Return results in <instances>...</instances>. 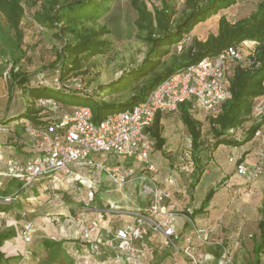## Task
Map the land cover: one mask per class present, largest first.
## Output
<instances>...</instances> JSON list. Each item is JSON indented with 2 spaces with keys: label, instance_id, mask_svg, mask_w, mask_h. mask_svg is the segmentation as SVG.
I'll use <instances>...</instances> for the list:
<instances>
[{
  "label": "rangeland",
  "instance_id": "1",
  "mask_svg": "<svg viewBox=\"0 0 264 264\" xmlns=\"http://www.w3.org/2000/svg\"><path fill=\"white\" fill-rule=\"evenodd\" d=\"M144 1L147 3L148 7H151L153 3H157V0ZM173 1L178 11H181L184 8L185 0ZM257 1L258 0H238L236 4L220 10L216 15L211 16L206 21L198 23L192 29L189 36L181 42V45H188L192 38L204 40L209 33H216L218 20L221 15H225L226 18L232 22L246 17L255 9ZM24 4L26 12L28 13L26 1H24ZM30 17L31 16L26 15L22 23L24 30L22 47L25 48V50L23 55L20 57V68L27 73V77L31 79V83L38 80L39 78L43 85L50 84L49 81L55 75L54 69H52V65L50 64L54 60L55 52L61 47L62 41L53 37L55 30H50L40 25L38 26L37 24H34ZM135 18L136 11L131 5V0H110L109 10L98 19V24H105L111 31L110 34L103 37L111 41V46L105 53L95 56L83 57L80 68L81 73H79L83 76V82L85 83V87L88 90L87 92L92 96H96L94 97L96 98V101H100V99L107 102L125 101L132 94V90L135 89L134 87L145 79L149 78V76L152 74V72H150L149 75L135 79L133 83L125 87L124 90H111L107 89L106 87L102 89L103 86H109V84L117 82L121 76L126 74L127 71L139 67V65H141L144 60L146 46L140 39L137 38V29L134 25ZM7 36V25L2 14L0 13V37L2 38V41H0V67H2L0 68V93L2 94L4 92H10L16 94L17 96L21 93L22 87L15 85L12 86L11 80L8 78L7 71L9 70L13 59L18 58V54L17 51L13 49L14 41L9 44L10 40L7 38ZM6 47L8 48L6 49ZM253 49L254 48H248L245 46L242 47L243 53L247 56V58H249V60L253 55ZM14 51L16 53H14ZM172 51H177V47L176 49L173 48ZM168 62H170V57L167 55L163 57L162 61L155 66V72L161 71ZM122 81H120L118 85H121L123 83ZM43 92L46 95H50L59 99L64 105H66V107L78 104L81 105L83 103V98L72 97L70 94H63L53 89L46 88L43 89ZM98 92H102V94H99ZM118 109L119 108H116L113 111H118ZM208 118L209 117L203 114V117H201V122L199 123L202 133V141L203 144H205L204 148H208L205 150L206 155H203L204 153L201 154L204 164V171L200 176V180L198 182L200 185L196 190V195H194V198L200 195V202L209 188H216V192L219 190L225 192V189L223 188L226 182H224L222 177L224 172H226L227 168H229L232 173H236L237 164L240 163V158H234L232 153V150L234 149L230 150L229 146H221L219 149L212 148L214 139H210L212 135L209 131ZM20 119H23V117H20ZM261 119H264V96L261 100L257 99L254 102V109L250 119L246 121L240 128L235 130L233 129L234 132H231L232 134H230L233 138L240 139L243 137L244 132L252 123ZM181 127L183 148L186 144L190 143V137L188 136L189 134L185 131L184 127ZM255 136L258 138V140L257 143L253 145L257 150L261 148L260 154L262 153V155H260L261 158L256 161L263 162L264 131L261 130L260 132H257ZM177 156L175 163H173L170 167L171 170H176V173L172 175V183L168 186V188L167 186L164 187L167 188L170 195L173 194L175 200L185 197L183 200L185 203L181 204V208L177 211V213L179 214V217H181L182 220L186 222L184 229L186 227L185 231L186 233H189L192 228V224L195 226H203L202 223L204 222L197 220L207 217L205 213H209L211 217L216 211L219 209L221 210L222 206H217L214 210L209 212L207 209L208 204H206L203 209L195 214V217H189V215H187V212L191 214L193 210V208L190 207L193 202L190 204V201L193 199V196L191 198V195L192 192H194L195 186H197V184L194 186L190 185L192 178V174L188 170L190 167L187 168V171L178 170ZM257 156V154L254 155L255 158ZM95 158L100 159L109 165H125L124 163L128 161L117 158L114 154L97 153ZM230 158H232V160H230ZM174 164L175 166L172 168ZM252 165H250V167ZM243 176L245 181L243 183H238L237 185L235 184L234 186H231L233 189H229L230 193L227 192L233 196V204L229 207H232V211H234V213L232 214L228 210L225 212L231 216L230 219L233 220L234 223H232L230 228L227 227L220 229V225L218 227V234H216L214 231L212 232V230L209 228L211 236L216 240H220L225 246L229 248L232 255L233 264L253 263L251 247L253 241L256 242L259 239V231L257 225H255V222L252 224V226L249 224L251 222L248 220L250 214L246 210L248 206L252 205L255 208L257 207V210L260 213V207L264 203V174L262 173L253 179H249L245 175ZM71 177L75 178L73 174L69 175V177H59L58 180H56L55 183H51L50 186L44 184L45 188L41 182L40 185L44 189L38 191V193H35L36 191L31 193L30 189L25 190V195H23L24 202L22 199L17 198L10 205L9 210L12 211L14 217L6 216L4 213H0V233L8 231L9 229H12L15 233H17L13 238H10L4 242L0 247L2 252L0 264H153L151 260L148 261V250L144 245L142 246L138 244L140 242L139 240L134 241L132 246L139 247L140 249L144 250L145 255L139 259L137 258L136 260L138 261H135L133 259H129V256H127L123 245H121L120 241L116 238L109 243L107 242L108 244H104L105 246L103 245L102 249L99 248L91 250L89 249L90 242L79 241L74 237L75 235L73 232L76 231L81 224L75 219L77 217L76 214L78 213V210L81 209V205H84V201L81 198L82 196H85L84 200H86V193L84 192V194H82V190L76 189L80 186V184L77 183L78 179L70 182L69 180ZM70 183H73V187H70ZM59 184H61V186L58 188ZM159 184L163 185L162 183ZM6 190L11 192V190L7 188L4 190L2 189L1 191L7 192ZM188 199H190L189 203ZM25 204H30L29 206L34 207L35 210H27L26 208L30 209V207H25ZM22 206L25 208H22ZM68 206L69 208L72 206L73 211L72 209L71 211L68 210ZM17 209H19L18 212ZM186 209L188 211H186L185 214L183 210ZM23 211L26 212L24 217L26 219H31L34 223V229L32 232L33 236L30 243H25L19 235V231L21 229L20 213ZM188 217L191 220H189ZM65 218H71V222L74 225L71 227L72 232L70 235L66 234L63 236H52L55 234V232L56 234L58 233L57 231L54 232L53 227L56 226V223L61 224V222H67ZM222 219L227 220V218ZM215 224H217V222ZM83 231L81 232V235L84 233ZM245 231L246 235H244ZM227 235L228 238H226ZM89 236L93 235L88 233L87 237ZM144 237L145 236H143V238ZM45 240H52L60 244L59 247L61 250L58 254V258H55V260L50 259V249L43 245V241ZM72 241H77L78 244H74ZM180 243L181 242L177 244L178 247H180ZM168 247L170 248L171 252L167 253L171 255L172 259L170 260L171 263L167 264H178V261L181 262L180 264H188L187 262L190 264H195L194 261H192L182 252V250L175 249L170 246ZM217 251L218 249L214 248L213 246H201L198 248V253L202 254V256H205V258L209 257L207 256L209 253L216 255L218 253ZM196 264H205V262L202 261V263ZM262 264H264V257L262 259Z\"/></svg>",
  "mask_w": 264,
  "mask_h": 264
},
{
  "label": "trees",
  "instance_id": "2",
  "mask_svg": "<svg viewBox=\"0 0 264 264\" xmlns=\"http://www.w3.org/2000/svg\"><path fill=\"white\" fill-rule=\"evenodd\" d=\"M24 1H26L29 14L26 12ZM237 2L238 0H185L184 8L178 11L173 0H157V3H153L151 7H148L144 0H131V5L136 11L134 25L137 29V38L146 46L144 60L139 67L127 71L117 82L103 86L102 89L106 87L111 90H124L135 79L149 75L150 72L152 74L135 86L132 94L125 101L107 102L101 99L96 101L94 98L96 96L73 89L70 84H66L65 80L69 77L80 76L82 86L87 89L83 76L79 74L82 58L99 55L109 50L111 41L103 37L111 31L105 24H98V19L109 10L110 0H0V13L8 29L7 38L10 40L9 44L14 41L13 49L18 54V58L13 57L7 74L12 86L22 87L19 96L24 99L25 103L24 111L10 119L23 117L22 127L26 124L46 127L51 113L47 108L36 106L40 98H53L66 109L80 105L66 107L59 99L44 94L43 89L47 88L70 94L72 97L83 98L81 105L89 106L92 111V120L98 122L106 113L116 108L123 109L143 100L158 82L174 71L195 63L203 57L215 56L229 46H240L243 41H251L255 42L253 55L250 58L251 64L236 63L228 68L225 75L227 96L221 103L218 114L215 117H209L208 122L212 135L210 139H214L213 149L219 145L234 147L252 140L263 125L264 119L252 123L240 139L233 138L231 134L250 119L256 98L264 95V0H258L255 9L249 15L233 22L229 21L225 15H221L216 33H209L204 40L192 38L188 45H181L180 50L172 51L189 36L198 23L206 21L220 10ZM26 15L31 16L34 24L55 30L53 37L62 41L61 47L55 52L54 60L50 64L55 73L49 81L50 84L43 85L39 78L31 83L27 73L20 68V57L25 50L22 47L24 38L22 23ZM0 41H2L1 37ZM167 55L170 57V62L165 64L161 71L155 72V66ZM56 77L59 80L58 83L54 81ZM120 81L123 83L118 85ZM10 101L11 94L8 92L7 102L10 103ZM189 107V102H183L179 105L178 111L190 137L193 166L190 185L194 186L199 182L204 171L201 153L208 148H204L200 124L191 114ZM229 130H232V133ZM149 133L155 140V149H162L164 139L161 136L160 114L155 117ZM22 138L23 136L20 143ZM262 167L264 174V159ZM5 178L16 182L14 189L11 192L6 190L7 193L16 191L19 193L17 198L22 199V193L25 190L21 188L20 182L4 175L0 176V192H5L1 191L5 189L1 179ZM41 182L43 186L48 185L45 179L37 181L36 184H41ZM36 184L30 190H33ZM40 187L43 189L42 186ZM215 190L216 188H211L207 191L200 208L196 209L195 213L209 203ZM10 205H0V212L6 211L7 206ZM260 215L257 224L259 239L253 245L252 264H262L264 257V203L260 207ZM11 230L0 233V247L17 234ZM43 245L50 249V259L58 258L61 250L60 244L45 240ZM0 257H2L1 250Z\"/></svg>",
  "mask_w": 264,
  "mask_h": 264
},
{
  "label": "built area",
  "instance_id": "3",
  "mask_svg": "<svg viewBox=\"0 0 264 264\" xmlns=\"http://www.w3.org/2000/svg\"><path fill=\"white\" fill-rule=\"evenodd\" d=\"M243 46L254 48L255 42L243 41L240 46H229L215 56L203 57L174 71L158 82L143 100L106 113L98 122L92 120L89 106L78 105L66 109L53 98H40L36 106L47 108L51 113L47 126L24 125L21 143L31 155L25 160H4L0 151V164L4 166L0 176L17 180L23 190L32 188L40 180L45 179L50 186L59 177H69L72 174L75 176L73 166L97 168L117 185H123L135 177L139 181L141 194L146 197V205L134 214V221L130 225L115 231V238L123 245L129 259L138 261L137 258L144 257V250L133 247L132 243L141 241L151 231L160 233L168 246L182 250L195 264L202 261L205 264H233L229 248L212 237L206 226L192 224L189 233L179 231L178 227H183L186 222L181 224L179 214L166 208V201L170 196L164 187L166 183L160 185L152 176L142 172H156L151 158L155 150V140L149 129L157 114L174 112L181 103L189 102V110L193 116L202 110L207 117H215L227 96L225 75L228 68L236 63L251 64V60L242 51ZM177 49H181V44ZM54 81L58 83L59 80L56 77ZM65 81L73 89L88 91L82 86L80 76L69 77ZM93 153L114 154L117 158L136 162L138 166L97 162L91 156ZM177 164L179 171H187L192 165L190 143L177 156ZM141 166V173L136 175V169ZM236 168L239 174L249 179L263 173L262 162L251 167L239 163ZM88 187L90 189L87 191V199L91 200L94 191L91 185ZM18 195L16 191L0 193V205L11 204ZM25 214V211L20 213L19 235L25 243H30L34 223L31 219H26ZM187 215L190 217L188 212ZM76 220L82 222L81 217ZM86 225L84 234L87 235L95 229V223ZM179 242L180 247L177 246ZM99 243L101 240L90 241L89 249H98ZM201 246H213L218 249V254L209 253V257L205 258L198 253Z\"/></svg>",
  "mask_w": 264,
  "mask_h": 264
},
{
  "label": "crops",
  "instance_id": "4",
  "mask_svg": "<svg viewBox=\"0 0 264 264\" xmlns=\"http://www.w3.org/2000/svg\"><path fill=\"white\" fill-rule=\"evenodd\" d=\"M17 93V92H16ZM11 94V101L10 103L7 102L8 100V93H0V120L3 119L4 121H0V151L3 153V159L7 158H17L21 160H25L31 155L30 151L24 145H21L20 139L23 134V127H22V120L24 119H10L18 114H21L24 111L25 103L24 99L16 94ZM264 96V95H263ZM263 96H260L257 99L261 100ZM255 100V101H256ZM254 109V108H253ZM204 112L199 110L195 115L194 118L200 123L201 117H203ZM10 119V120H9ZM264 125V124H263ZM261 126V130L264 131V126ZM160 126H161V136L164 139V144L162 149H155L152 153V162L156 167V172H147L146 170L142 173H146L149 176H152L157 182L159 183H166L168 186L172 183V175L176 173V170H171L170 167L173 163H175L176 156L180 154L182 148V127H184L185 131L187 129L183 124L179 111L176 110L174 112H164L160 114ZM189 136V135H188ZM258 138L256 136L253 137L252 140L238 146L230 147L233 153L234 158H240V163H244L248 166L259 163L260 161H256L261 158L260 154L261 148L258 150L255 148L253 144L257 143ZM226 147V145H219V147ZM216 151V150H215ZM218 151V150H217ZM204 153V154H203ZM215 153V152H214ZM201 154L206 155V152L203 151ZM258 155L256 158L254 155ZM97 153L91 154L92 158L97 162H100V159H96ZM202 156V155H201ZM98 158V157H97ZM171 161V162H169ZM256 161V162H255ZM168 163V165H167ZM125 165H137L135 162L126 161ZM138 166V165H137ZM175 164L172 166L174 168ZM188 169L189 172L192 173L193 166L190 165ZM142 166L136 169V175L140 174L142 171ZM4 170L3 164H0V171ZM73 173L75 174V178L71 177L70 182L77 180V183L80 184L79 187L76 189L82 190V194L86 193V200H84L85 196H82V200L84 201V205H81V209H77L78 213L76 214V218L81 217L82 222L77 228L76 231L73 232L75 235L74 237L77 238L79 241H92L95 242L97 240H101V243L97 245L98 249H102L104 244H108L112 240L115 239V231L118 228H122L125 226L130 225L134 221V214L139 210L142 209L146 205V197L143 196L140 192V184L139 181L134 177L133 179L129 180L128 183L123 185H116L114 184L106 174L98 170L97 168H91L87 166H73L72 169ZM237 173V172H236ZM232 173L229 168H227L226 172L223 174L224 182H226L223 189L219 190L218 192H214L211 200L208 203L207 209L209 212L214 210L217 206H222L221 210L219 209L214 213L213 216L210 217L209 213H205L207 217L203 219H198L197 221H203V226H207L214 231L216 234L219 233L218 227L221 225V228H230L233 220H231V216L226 213L225 211H229L230 213H234L232 211V207H229L233 204V196L230 193L229 189H233L231 186L237 185L238 183H243L245 179L244 176L241 174ZM3 181V187L13 190L16 186V182L14 180H10L5 178ZM91 185L94 191L93 198L91 200L87 199V191L90 189L88 186ZM199 183L195 186L194 192H192L191 198L193 196L192 201L188 199V203L190 201L193 202L190 207L193 208L192 213L190 216H194L198 212H194L196 209L200 208V195L194 198L196 195V190L199 187ZM8 186V187H7ZM41 185L38 183L35 185L34 189L31 190V193L43 190L40 187ZM61 186L59 184L58 188ZM70 187H73V183H70ZM211 189V188H209ZM207 189V191L209 190ZM229 190V191H228ZM206 191V193H207ZM5 193V192H4ZM7 193V192H6ZM23 195L25 192L22 193V201L24 202ZM185 197H181V199L175 200L173 194L169 196L166 201V208L178 211L180 210L181 204L185 203ZM30 204H25V207H30ZM35 205V204H34ZM260 206V205H259ZM8 209L6 211L0 212L4 213L6 216L14 217L12 211H10V206H7ZM15 207V206H13ZM22 206V208H25ZM36 207V206H35ZM68 206V210L73 211V207ZM189 207V206H188ZM254 206H248L247 210H245L250 214L248 220L251 222L249 223L251 226L255 222V225L258 224L260 220V213L257 210V207L253 208ZM16 208V207H15ZM29 211H34V207H30V209L26 208ZM218 209V208H217ZM19 209H17L18 212ZM185 212V210H183ZM15 213V211H14ZM186 213V212H185ZM228 216H226V215ZM65 215V214H64ZM234 216V215H232ZM252 217V218H251ZM222 218H227V220H223ZM67 222H61V224L56 223V226L53 227L54 232L57 231L58 233L52 236H63L72 232V228L74 225L71 222V218H65ZM70 221V222H68ZM179 221L183 224L181 217H179ZM95 223V229L90 232V235L93 236L87 237L86 234L81 232L84 230L85 225L89 223ZM217 222V224H215ZM40 223V222H39ZM201 223V222H200ZM180 224V225H181ZM87 226V225H86ZM185 224L179 226V231L186 233V227L184 229ZM242 226V225H241ZM84 232V231H83ZM86 233V232H85ZM62 234V235H61ZM238 234V233H237ZM230 235V234H228ZM228 235L226 238H228ZM246 235V231L244 233ZM53 239V238H52ZM59 239V238H58ZM108 242V243H107ZM74 244H78L77 241H72ZM255 241H253L251 250H253V245ZM139 245H144L147 248V258L148 261L151 260L153 264H167L171 263V255L167 252H171L170 248L166 244L165 238L160 233H155L148 231L145 237L138 243ZM137 244V245H138ZM181 244V243H180ZM105 246V245H104ZM218 254V253H217ZM177 255V254H176ZM232 256V255H231ZM153 259V260H152ZM182 260V258H181ZM181 262L178 261V264ZM190 264L189 262H187ZM186 264V263H185Z\"/></svg>",
  "mask_w": 264,
  "mask_h": 264
}]
</instances>
